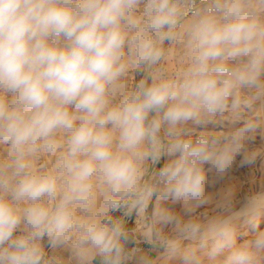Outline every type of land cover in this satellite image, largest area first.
I'll list each match as a JSON object with an SVG mask.
<instances>
[{
    "label": "clouds",
    "instance_id": "obj_1",
    "mask_svg": "<svg viewBox=\"0 0 264 264\" xmlns=\"http://www.w3.org/2000/svg\"><path fill=\"white\" fill-rule=\"evenodd\" d=\"M262 223L264 0H0V264H264Z\"/></svg>",
    "mask_w": 264,
    "mask_h": 264
},
{
    "label": "rangeland",
    "instance_id": "obj_2",
    "mask_svg": "<svg viewBox=\"0 0 264 264\" xmlns=\"http://www.w3.org/2000/svg\"><path fill=\"white\" fill-rule=\"evenodd\" d=\"M257 140H259V137H257ZM163 162L164 161L162 160L161 161V165H158V167L162 166ZM250 173H251V170L249 168L240 169L238 172L235 173V175L238 178V180L243 183V187H242V189H241V191L239 193V197H243V195L247 191V188H248L247 181H248V178L250 176ZM217 187L219 188L220 185H218ZM177 207H179V206H177ZM202 210L203 209H200V211H202ZM261 228H264V223L261 224Z\"/></svg>",
    "mask_w": 264,
    "mask_h": 264
},
{
    "label": "crops",
    "instance_id": "obj_3",
    "mask_svg": "<svg viewBox=\"0 0 264 264\" xmlns=\"http://www.w3.org/2000/svg\"><path fill=\"white\" fill-rule=\"evenodd\" d=\"M144 247H145V248H148V246H147V245H145Z\"/></svg>",
    "mask_w": 264,
    "mask_h": 264
}]
</instances>
